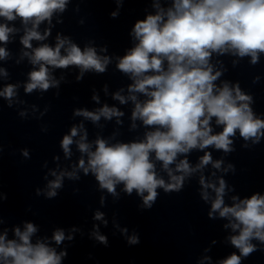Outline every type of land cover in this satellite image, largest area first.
Returning <instances> with one entry per match:
<instances>
[{"label": "clouds", "instance_id": "obj_1", "mask_svg": "<svg viewBox=\"0 0 264 264\" xmlns=\"http://www.w3.org/2000/svg\"><path fill=\"white\" fill-rule=\"evenodd\" d=\"M67 3L68 0H0V20L4 21L0 23V43L6 44L10 35L17 31L15 27H9L8 22L19 19L24 26L21 43L25 48L32 49L31 53L25 52L24 55L29 57L32 65L39 66L28 74L29 82L25 85L27 93L37 88L46 91L58 86L59 82L52 77L50 68L76 66L80 70L77 81L82 79L85 72L102 74L106 71L109 57L98 55L93 47H86L82 51L75 43L59 35L55 47L42 44L32 48L33 40L43 41L50 34L46 30L41 35L38 31L40 24L46 20L51 23L53 13L63 12ZM117 3L120 4L121 0H117ZM154 7L157 9L155 14L135 22L131 34L138 43L119 57L116 65L133 81L128 86L129 96L125 98L119 91L113 94V99L121 104L131 100L135 105L132 120L139 119L152 130L145 133L143 140L129 143L109 144L107 140L97 137L93 150L92 144L86 142V131L79 140H73L83 130L81 124L74 125L60 142L66 158L71 156L70 146L74 142L80 153L86 154L87 162L82 155L75 167L81 169L85 176L91 172L100 190L117 196L116 187L123 184L124 193L131 196L135 190L147 209H151L156 202L158 188H162L165 194L179 193L183 190L186 176L210 163L213 168L221 169L223 160L213 161L210 152H204L199 163L191 167L187 159L191 150L203 151L213 147L226 154L231 153L234 151L232 137L237 131L245 141L251 139L253 143H259L264 137V119L258 118L249 106L252 96L245 95L238 83L232 87L227 82L217 86L215 81L221 72H214L210 64L213 53H231L241 58L250 56L252 64L258 62L259 55L264 53V0H172L171 7L166 10L158 3ZM111 15L115 17L117 13ZM29 24L31 27H28ZM61 49H64V54ZM7 56L6 49L0 47V59ZM0 73L7 75L4 69H0ZM15 89V85L9 84L0 91V96L11 101L16 94ZM135 93H141L147 99L140 101ZM93 100L98 101V97L94 95ZM74 115L97 122L102 116L111 120L113 116L119 118L124 113L116 107L104 105L95 112L76 109ZM213 118L216 125L223 126L222 131L215 134ZM117 123H120L119 119ZM132 127H136L135 123ZM22 154L25 157L29 155L27 150ZM152 154L156 161L162 162L169 182L157 176ZM181 155L185 158L177 163ZM172 164H175V171L180 175L173 174V169L169 167ZM228 167L234 170L233 165ZM52 175L55 179L48 184V198L57 196L56 189L62 187L65 175L79 179L75 170L59 175L52 172ZM199 183L204 201L210 198L208 189L215 192L208 218L215 219L214 213L218 212L220 218H227L230 222L224 227L230 226L234 232L238 231L229 239L239 254L233 252L219 264H242V257L247 258L258 250L252 240L264 244V195L255 193L242 200L233 196V204L227 206L224 202L227 185L223 178L218 179V187L206 181L203 175ZM104 200L102 196L101 203ZM103 215L96 212L94 218L101 220ZM36 231L33 223H26L23 232L19 228L14 230L18 240L7 239L6 232L0 234V264H61L62 258L68 255L67 251L58 254L44 242L33 244L31 237ZM121 231L126 233L127 228ZM95 236L107 246L106 236L98 232ZM66 238L72 241L74 236L65 237L61 229H57L52 236L56 244H61ZM139 242L138 236L128 238L129 244Z\"/></svg>", "mask_w": 264, "mask_h": 264}]
</instances>
